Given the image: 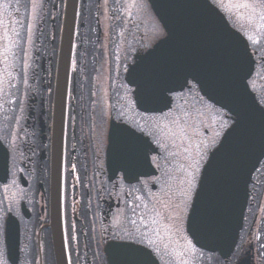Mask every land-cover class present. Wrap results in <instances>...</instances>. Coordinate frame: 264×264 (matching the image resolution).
Instances as JSON below:
<instances>
[{"label":"flooded vegetation","instance_id":"obj_1","mask_svg":"<svg viewBox=\"0 0 264 264\" xmlns=\"http://www.w3.org/2000/svg\"><path fill=\"white\" fill-rule=\"evenodd\" d=\"M66 3L38 0L33 19L31 0H21V12L13 14L23 21V27L17 26L24 38L23 52L14 48L7 65L0 55V141L10 152L9 171L0 170V209L12 203L6 216V246L0 244L4 253L0 259L7 264H56L54 232L61 227L68 264H110L111 234L126 226L129 204L141 195L135 189L142 183L150 186L158 175L167 179L148 162L126 177L115 164L108 141L109 130L116 125L135 128L170 110L146 113L135 103V85L128 77L161 38L153 40V16L157 19L150 1L132 17L123 12L117 17L112 11L115 0H79L74 33L71 27L65 31ZM222 13L236 29L232 17ZM259 23L257 34L264 32ZM257 38L260 45L250 46L254 70L248 85L264 108V35ZM188 81L171 93V110L201 107L196 92L190 91L193 82ZM196 91L215 105L200 88ZM215 108L222 119L206 112L208 128L200 129L204 133L200 138L210 145L202 167L230 128L221 124L233 125L231 115ZM160 164L172 167L163 160ZM5 184L10 186L7 192ZM183 216L181 227L192 240L184 256L187 264H264V159L252 177L238 239L227 255L197 246L189 213Z\"/></svg>","mask_w":264,"mask_h":264},{"label":"snow or ice","instance_id":"obj_2","mask_svg":"<svg viewBox=\"0 0 264 264\" xmlns=\"http://www.w3.org/2000/svg\"><path fill=\"white\" fill-rule=\"evenodd\" d=\"M214 4L232 17L233 23L238 26L236 32L244 38L245 49L253 44L260 45L257 36L264 35V32L257 34L256 28L259 21V28L264 30V0H214ZM23 6L26 9L28 7L27 4ZM37 7L38 0H31L33 19ZM146 8L147 0H115L112 11L117 17L121 12L132 17L134 13L144 11ZM20 12L21 0H0V49H2L0 55L4 56L6 65L8 57L15 56L14 48H20L23 52L21 42L24 38L17 28L18 25L23 27V21L13 14ZM27 31L31 33V27H28ZM249 31L254 34L248 35ZM28 39L31 42L30 36ZM228 59L232 67L237 66L238 57L235 54L229 53ZM183 71L186 72L184 84H189L188 76L194 81L190 85V91L196 92L195 99L201 105L200 108L192 106L186 109L177 106L175 110H171V93L174 89L170 84V70L161 66L152 68L145 62L137 63L131 69L130 79L135 85V103L146 113L162 112L160 105L170 110L167 113L162 112L155 119L151 117L144 119L143 124L137 123L135 128L131 125L127 127L116 125L111 128L108 141L114 162L126 177L131 176L141 163L148 162L161 169L163 177L167 179H162L158 175L151 180L150 186L142 183L140 188L135 189L141 195L135 196L129 204L130 216H125L126 226L122 227L119 233L111 234L110 264H175V261L187 264L184 256L192 247V240L184 234L185 230L181 227L185 211L189 213L188 225L194 234L210 235L219 227L221 212L217 201L206 193L205 178L212 167L213 159L219 155L224 145H221L213 153V158L206 162L207 167H202V161L210 145L200 138L204 134L200 129L201 126L208 128L203 119L206 112H214L220 119L222 116L220 109L200 98L196 90L223 88L225 85L223 79L213 80L202 70ZM0 91L3 89L0 88ZM224 107H228L226 102ZM260 112L264 114V108H261ZM239 115L237 113L236 127L240 124ZM221 127L231 125L225 121ZM235 130L233 128V131ZM219 135L217 132V136ZM227 140L225 137V141ZM212 144H215V139ZM239 151L243 155L245 147L241 145ZM161 153L164 155L161 156ZM9 159L10 152L0 141V170L9 171ZM161 160L165 165L172 167L162 168ZM72 168L75 170V165ZM15 184L16 181L13 179L12 185ZM9 187L5 184L4 191L7 192ZM11 208L10 202L6 205V210L0 209V213H3L0 214V244L5 246L6 216ZM180 240H184L185 245H180ZM181 248L183 250H180ZM3 255L4 253L0 251V256ZM0 264H7V261L0 259Z\"/></svg>","mask_w":264,"mask_h":264},{"label":"water","instance_id":"obj_3","mask_svg":"<svg viewBox=\"0 0 264 264\" xmlns=\"http://www.w3.org/2000/svg\"><path fill=\"white\" fill-rule=\"evenodd\" d=\"M149 1L166 37L154 46L152 55L148 53L138 63L170 70L173 92L187 85L184 84L185 69L202 70L211 79L224 81L223 88H200L209 101L228 111L234 119L220 144L224 147L213 159L205 178L206 193L217 201L221 212L220 224L210 235L194 234L189 229L197 246L227 255L238 239L252 176L264 158V114L247 83L254 62L249 48L244 47V38L208 0ZM78 5L79 0H67V33L70 27L74 33ZM229 53L238 57L236 67L230 65ZM128 77L130 79V73ZM225 102L228 107H224ZM164 107L159 106L161 110ZM237 113L240 114L239 127H236ZM241 145L245 147L243 155L239 151ZM54 248L56 264H68L62 227L54 232Z\"/></svg>","mask_w":264,"mask_h":264},{"label":"rangeland","instance_id":"obj_4","mask_svg":"<svg viewBox=\"0 0 264 264\" xmlns=\"http://www.w3.org/2000/svg\"><path fill=\"white\" fill-rule=\"evenodd\" d=\"M229 17H230V15H229ZM162 34H163V31H162L160 24L158 23L157 20H155V18L153 16V40L155 39V37L157 39L160 38L162 36Z\"/></svg>","mask_w":264,"mask_h":264}]
</instances>
